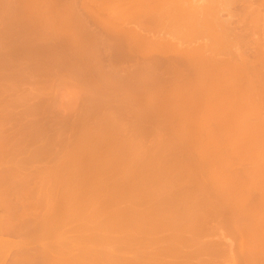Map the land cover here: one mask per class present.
<instances>
[{"label":"rangeland","instance_id":"obj_1","mask_svg":"<svg viewBox=\"0 0 264 264\" xmlns=\"http://www.w3.org/2000/svg\"><path fill=\"white\" fill-rule=\"evenodd\" d=\"M67 1L0 0V150L4 151V155H0V182L2 181L0 217H6L7 220L4 222L6 221L8 225L10 221L14 222L15 226L12 227L20 230V233L15 234L12 227L8 228L9 231L2 227L8 232L0 233L1 242L2 239L8 240L13 248H9L5 242L9 251L4 249V253L3 251L0 253L5 259L1 262L73 264V261L62 263L64 261L60 255L67 249L61 253L57 248L60 246L65 248L68 243L71 246L68 250L73 256L76 252L74 250H78L75 257L82 260L79 264L128 263L137 255L150 260L149 264H230L231 258L237 257L239 259H235L239 260L238 262L242 259L244 261V257L249 253L258 258L252 259L254 264H264V207H261L264 205V166L262 164L259 166L261 162L257 163L256 159L254 160L264 151V143L263 146L257 144L258 148L254 141L260 136L256 125L260 126L259 120L263 115H260V118L257 115L262 110L264 112V103L262 104L264 96L259 93V97L255 91L253 93L259 97L258 99L263 97L260 99L262 106L258 107L259 104L256 106L260 110L258 112L254 106L255 109L251 106L246 107L243 101L241 103L244 105L242 107H245L244 111L240 105L241 109H237L233 104L238 113L240 112L238 110L242 111L241 118L245 115L242 121L238 120V116L235 117L238 113L230 114L234 112L233 109V112H229L230 115L226 110L224 111L227 113L222 114L223 110L220 111L219 106L216 108L218 103L215 104L216 107L211 104L214 99L209 100L207 97L210 96H206L205 100H209L207 104L211 101L210 105L217 111L216 113L214 109H210L213 112L212 116L206 112V109L209 110V104L203 101L202 104H206L208 108L202 105L201 98L199 100L196 96L193 99L191 95L184 96L185 99L181 101L177 98V103L172 95L165 94L172 87L164 83L156 84L157 80H153V77L155 78L153 71V77L150 76L152 73L150 71H146L147 73L142 71L143 74L137 72L135 64L140 61L141 55H135L134 62L125 58L119 40L112 36L117 33L118 27L115 26L116 29L111 27L115 32L111 28L108 29L105 22L100 21L110 35L94 36L101 34L102 31L99 30L97 33V30L104 26L98 25L100 22L97 21L100 18L96 20L95 12L88 16L90 12L88 9L94 8L90 0L91 4L86 3L87 5L83 1L81 4V0H75L76 2L70 0L68 3ZM99 1L101 3V0ZM106 1L115 6L110 0H103L101 6L105 5ZM214 1L217 6L226 3L223 0H190V4L193 8H204ZM70 2L76 7L75 13L70 11L71 4L69 8L67 7ZM97 3L94 5L97 6ZM244 4L235 2L232 6L231 11L236 20L244 14L242 10V6L246 5ZM64 6L69 12L62 14L64 9L67 11ZM119 7L128 8L120 5ZM116 9L118 11V7ZM77 15L84 19V25L81 23L82 20H76L79 19ZM104 15L101 16L102 20L106 17ZM87 16L90 18L87 19ZM221 17L229 19L231 16L223 12ZM91 18L93 23H90ZM247 35L248 40L254 38L251 33ZM192 43L194 45V42ZM221 50L224 53L225 49ZM135 59H138L137 62ZM224 66L230 67L229 62ZM258 69L261 70V66ZM245 76L248 78L250 74ZM259 80L256 83H259ZM254 85L258 86L253 84L252 87ZM192 87L196 89L197 85L192 84L189 89L192 90ZM245 88L247 92L249 87ZM217 90L218 88L215 89ZM250 90L251 87L248 94H252L253 91ZM229 91L231 90L227 92ZM235 91L228 94L231 96ZM263 91L261 93H264ZM252 95V100H258ZM224 97L223 99L226 98ZM244 97L246 98V95ZM219 98L217 100H220ZM236 100L238 101L235 97V101L232 102ZM247 100L252 102L250 95L247 96ZM190 103L191 106L194 105L193 110L186 108L185 112L184 108L187 107L185 105ZM197 103L200 105H196ZM228 103L230 108H233L229 101ZM174 104L177 106L174 107L179 109L176 117L173 114L172 117L168 110L170 108L172 111ZM164 105L168 112L164 109L162 114L160 110ZM219 117L223 119L220 120ZM262 121L264 122L263 119ZM261 126L264 128V125ZM250 127L252 129H249ZM254 127L258 136L253 130ZM248 139L252 143L248 144ZM261 140L258 143L262 145ZM238 144H241V147L238 148ZM250 144L252 145L247 147ZM235 146L240 149L238 153ZM252 146H256L257 149L254 147L252 149ZM262 155L263 153L260 157ZM262 159L257 158L258 161ZM11 170L17 172L8 174L7 172H12ZM2 171L8 175L5 177ZM24 179L31 182L41 179L43 187L37 188L40 193L33 189L27 191L24 185L28 184V180L26 182ZM20 183H23L22 186ZM39 183L32 186L37 184L39 187ZM117 191L119 193L116 200H112L113 203H105L109 195H115ZM72 193L74 195H71ZM226 198L228 200L224 201ZM229 200L230 202L233 200V204H227ZM243 204L245 205L243 215L238 212L240 218H237V215L233 218L231 214L232 217L228 219L227 215L224 216L230 207L240 208ZM58 206H64V210L60 207L62 210L57 211L60 213L52 212L53 208L59 209ZM92 206L101 211H96L97 214L94 213V217L89 218L88 214H93L94 211ZM224 209L226 210L222 211ZM234 211L237 214L238 210ZM229 212L231 213V208ZM7 216L11 217L10 220ZM4 222L2 223L6 225ZM238 224L243 228L239 230ZM11 230L13 232H10ZM43 231L50 235L39 236L38 234ZM112 234L117 236V239L113 237L112 240L98 241L97 247L88 239L92 238L95 241L97 237ZM81 236L86 238L85 241H82ZM72 237L77 240L79 237L82 238L79 239L81 242L74 239V242L69 243V238L73 241ZM119 238L123 240L120 244ZM243 239L247 240L244 241L245 244L242 242ZM125 244L126 248L117 249L115 255H111L113 259L109 261L104 262L105 259H100L101 251L96 252L95 260L83 257L92 247L102 250L103 247L108 249ZM19 245L21 247H18ZM246 263L247 260L244 264Z\"/></svg>","mask_w":264,"mask_h":264},{"label":"bare ground","instance_id":"obj_2","mask_svg":"<svg viewBox=\"0 0 264 264\" xmlns=\"http://www.w3.org/2000/svg\"><path fill=\"white\" fill-rule=\"evenodd\" d=\"M67 1V0H66ZM70 1V0H69ZM69 1H67V3L69 2ZM75 1V0H74ZM74 1H71L72 3H75ZM80 1V0H79ZM82 1H83V3H87V4H91L92 3V5L94 6V8H92V7H90L89 9H88V6H87V8L86 9H88L90 12H89V15L88 16H91V14H94V12H95V14H94V16H95V18H96V20H98L99 18L101 19H99V21H97V23L98 22H105L104 24H105V26H107V28L109 29V28H111V27H118L119 28V30L117 31V33H115V34H111L112 36H113V38H116L117 40H119V42H120V46L123 48L122 50H123V54L125 55V58L127 57V59H129V61L130 60H132L133 61V58H135V55H141V57L142 58H140V57H138V58H140L139 60V62L138 63H136L135 65H137V72L139 73V72H144L145 71V73H147L146 71H150V72H154V75H153V72L151 73V75L150 76H155V78L153 77V80H157V81H155V83L157 84V83H160L161 85L164 83V84H168L167 86H170V87H172V89L170 90V91H168L167 93L165 92V94H169V95H172L173 97H174V99L176 100V102L178 103V101H181V99H185L184 98V96H192V99L193 98H195V96H196V98L197 99H199L200 100V98H201V104H202V102L204 101V103H206L207 104V101H209V100H211L212 98L214 99V100H212V102H211V104L213 105V106H215V104L217 105V103H218V105H217V109H218V106H219V110L220 111H222L223 110V112H221L222 114L224 113H227L228 112V114H229V112L230 111H232L233 112V110H234V112L233 113H230V114H233V115H235L236 113H238L237 112V109H241V107H242V105L244 104L246 107H255V108H257L256 106H257V104H259V106L258 107H261L262 106V104L264 103V102H262V100H264V99H262V100H260L261 98H263L262 96H264L263 94L264 93H261L263 90H264V84H263V81L264 80H262L263 78H264V73H263V71H264V0H223L224 2H226L225 4H223V5H218L217 6V4L215 3V1L214 2H212V3H210L209 5H207L206 7H204V8H193L192 7V5L190 4V0H113L114 1V3H113V1H111L110 0V2L113 4V5H115V6H112L110 3L108 4V2L106 1L104 4L105 5H102L101 6V3L103 4V0H101V3H100V1L99 0H90V2L91 3H89V0H86V1H88V2H85L84 0H81V4H82ZM99 2V4L100 5H98V3L97 2ZM31 2V1H30ZM57 2V1H56ZM59 2H60V0H59ZM71 2L68 4V8H69V6H70V4H71ZM97 3V6H95L94 4L95 3ZM235 2L237 3H239V2H241V3H245L244 5L245 6H242V10L244 11V14H242V15H240L238 18H237V20L235 19V15L232 13V11H231V9H232V6L235 4ZM25 3V2H24ZM52 3V2H51ZM51 3H49V4H51ZM66 3V2H65ZM66 3V4H67ZM129 4V3H131V4H129V6L127 5L126 6V4ZM234 3V4H233ZM32 4H34V3H32ZM38 4V3H37ZM57 4V3H56ZM86 4V5H87ZM116 4L118 5H120L121 7L123 6V8H124V6L125 7H128V8H126V9H120V7H119V5L118 6H116ZM30 5V4H29ZM35 5V4H34ZM58 5V4H57ZM72 6H74V4H71ZM75 5L77 6V4L75 3ZM85 5V6H86ZM39 6V5H38ZM54 6V5H53ZM70 7V11H73L72 13H75V9H76V7L74 8V7ZM82 6H84V5H82ZM112 6V7H111ZM55 7V6H54ZM54 7H53V9H54ZM67 7H65L64 6V8H66L67 9V11L65 12L64 10H63V8H62V10H63V12L64 13H62V14H65V13H67V12H69V9L67 8ZM81 7V6H80ZM118 7V11H117V8ZM27 8V7H26ZM41 8V7H40ZM47 8V7H46ZM85 8V7H84ZM92 8V9H91ZM25 9V8H24ZM59 9V8H58ZM72 9V10H71ZM79 9H81V8H79ZM93 9H94V11H93ZM121 11H120V10ZM61 10V11H62ZM85 10V9H84ZM51 11V10H50ZM93 11V13H91ZM52 12V11H51ZM102 12V14L104 15V14H106V15H104V16H106V17H104L105 19L104 20H102L103 19V17H101V16H103L102 14L100 15V13ZM223 12H227V13H229L230 14V18L229 19H222V17H221V14L223 13ZM53 13H54V11H53ZM52 13V14H53ZM78 13V12H77ZM86 13H88V12H86ZM57 14V13H56ZM61 14V15H62ZM83 14V13H82ZM98 14H99V16H98ZM57 15H59V14H57ZM69 15V14H68ZM73 15V14H72ZM75 15V14H74ZM87 15V14H86ZM96 15L98 16V17H96ZM213 15H215V17H213ZM25 16V15H24ZM48 16V15H47ZM54 16H56L55 14H54ZM64 16V15H63ZM87 16V19L88 18H90V17H88ZM93 16V15H92ZM26 17V16H25ZM77 17H79V19H76V20H82L81 21V23L83 24L84 22H83V20L84 19H80V15L78 16L77 15ZM50 18V17H49ZM67 18V17H66ZM65 18V19H66ZM74 18H76V17H74ZM94 18V17H93ZM94 18V19H95ZM98 18V19H97ZM32 19V18H31ZM58 19V18H57ZM86 19V20H87ZM234 19L237 21H235L234 22ZM92 20V18L90 19V21ZM96 20H93V21H96ZM89 21V22H90ZM64 22H65V20H64ZM101 22L100 23H98V25H103L104 26V24H101ZM80 23V22H79ZM90 23H93L92 21L90 22ZM96 23V22H95ZM63 23H61V25H62ZM77 24V23H76ZM119 24H120V26H119ZM63 25H65V24H63ZM79 25V24H78ZM84 25V24H83ZM90 25V24H89ZM88 25V26H89ZM97 25V26H98ZM86 26V25H85ZM102 27L101 26V28H99L98 30H97V33L99 32V30L100 31H102L101 32V34L99 33V34H96V35H94L95 37L96 36H98V35H103L104 34V36L105 37H107V35H110V33H108L107 32V29H106V27ZM76 27V26H75ZM81 27V26H80ZM84 27V26H83ZM89 27H91V26H89ZM116 27H115V29H116ZM61 28H62V26H61ZM103 28H105L106 30H103ZM117 28V29H118ZM68 29V28H67ZM102 29V30H101ZM112 30H114L113 28H111ZM83 31H84V29H83ZM89 31V30H88ZM115 31V30H114ZM116 32V31H115ZM86 33V32H85ZM96 33V32H95ZM253 34V36H254V38L253 39H246L247 38V34ZM84 34V33H83ZM94 34V33H93ZM247 35V36H246ZM104 36H102V37H104ZM113 38H111V39H113ZM48 39V38H47ZM91 39V38H90ZM94 39V38H93ZM93 39H92V41H93ZM98 39V38H97ZM110 40V39H109ZM76 41V40H75ZM90 41V40H89ZM113 41V40H112ZM96 42V41H95ZM192 42H194V45H193V43ZM93 43V42H92ZM192 43V44H191ZM195 43H197V44H195ZM97 44V43H96ZM95 44V45H96ZM99 45V44H98ZM98 47V46H97ZM108 48V47H107ZM112 48V47H111ZM113 50H114V48H112ZM215 49V50H214ZM221 49H227L226 51L225 50H223L224 51V53L222 52V50ZM116 50V49H115ZM217 50H219V51H217ZM221 50V51H220ZM215 51V52H214ZM114 52H116V51H114ZM120 52V51H119ZM221 52V53H220ZM118 53V52H117ZM121 53V52H120ZM115 55H116V53H115ZM120 56H122V55H120ZM122 58V57H121ZM124 58V57H123ZM130 58H132V59H130ZM114 59V58H113ZM126 59V60H127ZM138 60V59H137ZM137 60L135 59V62H137ZM111 61V60H110ZM128 61V62H129ZM126 62V61H125ZM134 62V61H133ZM227 62H229V64H230V67H225L224 65H225V63H227ZM102 64V63H101ZM113 64V63H112ZM131 64H134V63H131ZM258 64H261L260 66H261V70L260 69H258L260 66L258 65ZM262 65H263V68H262ZM257 66V67H256ZM225 67V68H224ZM135 69V68H134ZM256 69V70H255ZM132 70V69H131ZM249 71H252V72H249ZM134 72H136V71H134ZM143 72L141 73V74H143ZM247 72V73H246ZM129 73H130V71H129ZM137 73V74H138ZM242 73V74H241ZM244 73H246V74H244ZM251 73H253L252 75H251ZM140 74V73H139ZM148 74H150V73H148ZM241 74V75H240ZM249 74H250V76L252 77V79H250V76H249ZM240 76V77H236V76ZM244 75V76H243ZM245 75H248L249 77L247 78V76H245ZM253 75H255V76H253ZM149 76V77H150ZM233 76V77H232ZM235 76V77H234ZM241 76H243V78H247V80H245V79H243V78H241ZM255 77V78H254ZM151 79V78H150ZM241 79H243V80H241ZM253 79H254V82H252L253 81ZM256 79V80H255ZM262 80L261 82H260V80ZM149 80V79H148ZM152 80V79H151ZM249 80H251V81H249ZM257 80H259V83H256V82H258ZM242 81H243V83H242ZM147 82H149V81H147ZM151 82V81H150ZM153 82V81H152ZM252 84L251 86L248 84ZM154 83V84H155ZM147 84V83H146ZM149 84V83H148ZM147 84V85H148ZM154 84H152L153 86H154ZM159 84V85H160ZM192 84H195V85H197V88L196 89H194V87H192L193 89L191 90V89H189L190 88V86L192 85ZM253 84H256V85H258V86H255L254 85V87H252L253 86ZM261 84H263V87H262V85ZM150 85V84H149ZM159 85H157V86H159ZM247 86V87H249V88H247V92H249L248 91V89H250V87H251V89L252 90H250L251 92H252V94L254 93V91H255V94L256 95H258L259 97H260V95H262L261 96V98L260 99H258L259 97L258 96H256L255 94H248L247 92H246V88H245V86ZM249 85V86H248ZM156 86V85H155ZM152 87V86H151ZM160 87V86H159ZM244 87V88H243ZM256 87H257V89H256ZM163 88V87H162ZM165 88H167V87H165ZM218 88V90L217 91H215V89H217ZM221 88H225L224 90H222ZM158 89V88H157ZM170 89V88H169ZM173 89H176V90H174L173 91ZM211 89V91L209 92V90ZM214 89V90H213ZM232 89H235V90H237V91H235V90H232ZM155 90V89H154ZM153 90V91H154ZM194 90V91H193ZM222 90V91H221ZM228 90H231V91H229V92H227ZM140 91V90H139ZM158 91V90H157ZM162 92H163V90H161ZM207 91V92H206ZM215 91V92H214ZM226 91V92H225ZM232 91H235V92H233V94L231 93V96H230V94H228V93H230V92H232ZM204 92H206L205 94H204ZM214 92V94H212V93ZM221 94H220V93ZM237 92V93H236ZM238 92L241 94H238ZM264 92V91H263ZM142 93V92H141ZM159 93H160V90H159ZM158 93V94H159ZM216 93V94H215ZM225 93V94H224ZM244 93H245V95H246V98L244 97L245 95H244ZM259 93H260V95H259ZM150 94H152V93H150ZM155 94V93H154ZM153 94V95H154ZM157 94V93H156ZM164 94V93H163ZM162 94V95H163ZM164 94V95H165ZM212 96H211V95ZM238 94V95H237ZM160 95V94H159ZM162 95H161V97H162ZM203 95H204V97H203ZM213 95H215V97H213ZM228 95H229V97H228ZM237 95V96H236ZM240 95V96H239ZM242 95H243V99H242ZM248 95H250V99H251V101L252 102H250L249 100H247L248 101V103L246 104V99H247V96ZM251 95L252 96H256L257 97V99L258 100H256V99H253L252 100V98L253 97H251ZM140 96V95H139ZM138 96V97H139ZM145 96V95H144ZM148 96V95H147ZM194 96V97H193ZM206 96H210V97H207L209 100H205V99H207V98H205ZM218 96V97H217ZM225 98V99H223V97ZM234 96V97H233ZM158 97V96H157ZM164 97V96H163ZM204 99H203V98ZM220 97V98H219ZM230 97L232 98V99H230ZM235 97H236V99H238V101L236 100V102H232V101H235ZM238 97V98H237ZM241 97V98H240ZM149 98V97H148ZM177 98H180V100H178L177 101ZM217 98H219L220 100H217ZM160 99V98H159ZM163 99V98H162ZM166 99V98H165ZM172 99V98H171ZM191 99V98H190ZM248 99H249V97H248ZM155 100V99H154ZM170 100V99H169ZM173 100V99H172ZM188 98H187V102H188ZM215 100H216V103H215ZM224 100V101H223ZM146 101V100H145ZM166 101V100H165ZM167 101H168V99H167ZM185 101V100H184ZM206 101V102H205ZM223 101V102H222ZM227 101V102H226ZM228 101L230 102V105H231V107H233V104L237 107V109L235 108V107H233V108H230V106H229V103H228ZM243 101V102H242ZM138 102V101H137ZM158 102V101H157ZM160 102V101H159ZM171 102V101H170ZM169 102V103H170ZM210 102L208 103L209 104V110L210 109H214V107L212 108V105H210ZM221 102V103H220ZM227 104H226V103ZM243 104H242V103ZM262 102V104H260ZM174 103V102H173ZM191 103H192V101H191ZM191 103H190V105H185V106H187V107H183L182 106V104H181V106H182V108H184L185 110H186V108L187 109H190V111H191V108L193 107L194 108V105L193 106H191ZM199 103V102H198ZM196 104V105H200V104ZM225 103V105L226 106H224L223 104ZM236 103V104H235ZM240 103V104H239ZM249 103H251V104H249ZM164 104V103H163ZM168 104V103H167ZM171 104V103H170ZM206 104H202V105H204V106H206ZM207 104V105H208ZM255 104V105H254ZM161 105V104H160ZM169 105V104H168ZM195 105V106H196ZM241 107H240V106ZM243 105V106H244ZM174 106H176V104H174L173 105V108H171V110L172 111H170V108H168V110H169V113H170V115L172 116V114H173V116H175L176 117V115H177V112H178V108H176V107H174ZM179 106V105H178ZM188 106H191V107H189L188 108ZM222 106H224V108H222ZM227 106H228V108H227ZM239 106V107H238ZM161 107V106H160ZM199 107V106H198ZM207 107V106H206ZM226 107V108H225ZM253 107V108H254ZM166 107H165V105H164V108H162V110H160L161 111V113L163 112V110L165 109ZM177 109V110H175V109ZM193 108H192V110H193ZM208 108V107H207ZM216 108L213 110L214 112H216L217 113V111H215L216 110ZM245 108V107H244ZM243 107H242V109L241 110H243L244 109ZM254 108V109H255ZM159 109V108H158ZM183 109V110H184ZM201 109H203V108H201ZM228 109V110H227ZM233 109V110H232ZM236 109V110H235ZM258 109V108H257ZM257 109H255V111L256 112H258V111H260L259 109L257 110ZM261 109V108H260ZM166 110V112H168V110L167 109H165ZM164 110V111H165ZM195 110V109H194ZM207 111V113L209 114V115H213V112H212V110H208V109H206ZM224 110H226V111H224ZM241 110H238V111H240L239 113H238V115H235V117L236 116H238L237 118H238V120L240 121H242L243 119V117L245 116H243L242 118H241ZM157 111H159V110H157ZM174 111H175V113H174ZM189 111V112H190ZM209 111V112H208ZM244 111V110H243ZM254 111V112H255ZM185 112H187V110L185 111ZM212 112V113H211ZM263 112V110L261 111V112H259V113H256V115L257 114H259V115H257L258 116V118H260V115H263L262 116V118H260L261 120H259L258 118H257V120H259L258 121V123H260V126L258 125H256V127H257V131L258 132H260L259 134H260V136L262 137H260L259 136V138H257V141L256 140H254L256 143H255V145L257 146V144H260L259 146H263V143H264V128L261 126V125H264V122L262 121V119L264 120V112ZM160 113V112H159ZM164 113V112H163ZM162 113V114H163ZM169 113H167L168 115H169ZM196 113V112H195ZM211 113V114H210ZM262 113V114H261ZM157 114H158V112H157ZM167 114H164V116L166 115V117L168 116ZM185 114V113H184ZM227 114V115H228ZM229 114V115H230ZM243 114V113H242ZM251 114H253V113H251ZM159 115V114H158ZM170 115H169V117H170ZM180 115V114H179ZM178 115V116H179ZM195 115V114H194ZM205 115V114H204ZM214 115H215V113H214ZM233 115H232V117H233ZM248 115V114H247ZM156 116V115H155ZM163 116V117H164ZM172 116V117H173ZM196 116V115H195ZM199 116V115H198ZM240 116V117H239ZM257 116H255V117H257ZM191 117H192V115H191ZM205 117V116H204ZM217 117V116H216ZM231 117V116H230ZM158 118V117H157ZM171 118V117H170ZM194 118V117H193ZM201 118H202V115H201ZM220 118V117H219ZM245 118V117H244ZM197 119V118H196ZM206 119V118H205ZM223 119V118H222ZM221 118H220V120H222ZM230 119V118H229ZM228 119V120H229ZM250 119V118H249ZM211 120V119H210ZM209 120V121H210ZM252 120V119H251ZM195 121V120H194ZM200 121H202V120H200ZM204 121V120H203ZM230 121V120H229ZM234 121V120H233ZM247 121V120H246ZM255 121V120H254ZM224 122H225V120H224ZM226 122L229 124V122L226 120ZM236 122H237V120H236ZM250 124H252V123H250ZM233 125H234V123H233ZM244 125H246V124H244ZM239 126V125H238ZM243 126V125H242ZM249 126H251V125H249ZM253 126V125H252ZM205 127V126H204ZM219 127V125H217V128ZM240 127V126H239ZM256 127H254L253 128V130L256 132ZM176 128V127H175ZM192 128V127H191ZM194 128V127H193ZM234 128V127H233ZM174 129V128H173ZM220 129V128H219ZM241 129V128H240ZM249 129H252L251 127L249 128ZM263 129V130H262ZM210 130V129H209ZM221 130V129H220ZM235 131V130H234ZM241 131V130H240ZM244 131H245V129H244ZM252 131V130H251ZM253 131V132H254ZM261 131H262V133H261ZM242 132V131H241ZM240 132V133H241ZM206 133V132H205ZM210 133V132H209ZM220 133V132H219ZM213 134H214V132H213ZM218 133H216V136H218L217 135ZM228 134V133H227ZM254 134V133H253ZM256 134H257V132H256ZM256 134L254 135V136H256ZM259 134H257V136L259 135ZM225 135V137H226V134H224ZM223 135V136H224ZM245 136H247V135H245ZM253 136V137H254ZM238 137V136H237ZM243 136H241V138H242ZM252 137V136H251ZM207 138V137H206ZM209 138V137H208ZM220 138V137H219ZM247 138V137H246ZM262 140H261V139ZM230 139V138H229ZM245 139V138H244ZM244 139H243V141H244ZM251 140H252V138H250ZM250 139H248V141L250 140ZM254 139H255V137H254ZM259 139V140H258ZM190 140V139H189ZM206 140V139H205ZM210 140V139H209ZM261 140V142H262V145H261V143L259 142L258 143V141H260ZM180 141H182V140H180ZM242 141V140H241ZM189 142V141H188ZM187 142V143H188ZM203 142V141H202ZM201 142V143H202ZM246 142V141H245ZM244 142V143H245ZM252 142H253V140H252ZM251 141H249V142H247L248 144L249 143H252ZM184 143V142H183ZM205 143V142H204ZM204 143H203V145H204ZM211 143V142H210ZM190 144V143H189ZM213 144V143H212ZM237 144V143H236ZM241 144H243L242 142H241ZM240 144V145H241ZM246 144V143H245ZM161 145V144H160ZM195 145V144H194ZM235 145V144H234ZM239 145V144H238ZM238 146V148L239 147H241V146ZM252 144H250V145H247V147L248 146H251ZM253 145H254V143H253ZM4 146V145H3ZM19 146V145H18ZM211 146V145H210ZM244 147L246 146V145H243ZM256 146L254 147V146H252V149H253V147L254 148H256ZM259 146H257L258 148H259ZM161 147V146H160ZM181 147V146H180ZM202 147V146H201ZM206 148H207V146H205ZM236 148H237V146H235ZM243 147V148H244ZM246 147V148H247ZM179 148V147H178ZM200 148V147H199ZM237 148V153L239 152V150L240 149H238ZM245 149V148H244ZM257 149V148H256ZM160 150V149H159ZM163 150V149H162ZM169 150V149H168ZM167 150V151H168ZM248 150H250V149H248ZM264 150V149H263ZM173 151V150H172ZM235 151V150H234ZM234 151H232V152H234ZM1 152H3V153H1ZM175 152V151H174ZM177 152V151H176ZM175 152V153H176ZM179 152V151H178ZM261 153H263V155H264V151H262ZM261 153L259 154V157H256V156H258V155H256L255 157L256 158H254V160H255V162H257V163H260L259 164V166L262 164L263 166H264V159H262V157H263V155L260 157V155H261ZM4 155V151L2 150H0V155ZM5 154H6V152H5ZM233 154V153H232ZM235 154V153H234ZM244 154V153H243ZM2 155V156H3ZM9 156H10V154H9ZM2 158H4V157H2ZM245 158V157H244ZM257 158H260V159H262V161L261 160H257ZM184 159V158H183ZM243 159V158H242ZM228 163V162H227ZM257 163H254V164H256V165H258ZM253 164V165H254ZM231 165V164H230ZM230 165H229V167H230ZM234 165V164H233ZM252 165V166H253ZM256 165H254V167L256 166ZM233 168V167H232ZM264 168V167H263ZM257 169V168H256ZM262 169V168H261ZM261 169H259V170H261ZM19 170V169H18ZM253 170V169H252ZM8 171H10L9 169H8ZM12 172H7L8 174L9 173H15V172H17V170H15V171H13V170H11ZM256 171V170H255ZM3 172V171H2ZM4 173V172H3ZM5 174V177H6V175H8V174H6V173H4ZM40 174V173H39ZM12 175V174H11ZM38 175V174H37ZM3 177V179H4V175L2 176ZM40 178V177H39ZM2 179V180H3ZM35 179H38V178H35ZM28 180V179H27ZM27 180H25L24 179V181H26L27 182ZM41 180V179H40ZM29 181L28 180V184L27 183H25L24 181V183H25V188L27 189V191H32V189L33 190H36V191H40V190H38L40 187H43L42 186V182L41 181ZM195 180V179H194ZM191 181H193V180H191ZM2 182V181H1ZM0 182V183H1ZM39 183L40 184V186L38 187L37 186V184H36V186H32V185H34L35 183ZM32 183H34V184H32ZM21 184H23V183H20V185ZM26 184L28 185V186H26ZM45 184V183H44ZM47 184V183H46ZM192 184V183H191ZM1 185V184H0ZM7 186V185H6ZM6 186H5V188H6ZM19 186V185H18ZM17 186V187H18ZM22 186V185H21ZM23 186V187H24ZM32 187V188H31ZM48 187V186H47ZM15 188V187H14ZM34 188H36V189H34ZM38 188V189H37ZM29 189V190H28ZM31 189V190H30ZM44 189V188H43ZM210 189V188H209ZM5 190V189H4ZM22 190V189H21ZM211 190V189H210ZM8 191V190H7ZM19 191V190H18ZM23 191V190H22ZM119 191V190H118ZM115 192V195L113 194L112 196H110L109 195V197L107 198V200H105L106 202L105 203H107V202H109V203H113V201H115L116 199V195L119 193V192ZM190 191H191V189H190ZM262 191V190H261ZM37 192V193H38ZM208 192V191H207ZM206 192V193H207ZM7 193V192H6ZM20 193V192H19ZM40 193V192H39ZM42 193V192H41ZM215 193V192H214ZM213 193V194H214ZM2 194V193H1ZM8 194V193H7ZM191 194V193H190ZM211 194V193H210ZM9 195V194H8ZM71 195H74L73 193L71 194ZM208 195H209V193H208ZM7 196V195H6ZM114 196V197H113ZM191 195H189V197H190ZM213 196V195H212ZM226 196H228V195H226ZM234 196V195H233ZM262 196V195H261ZM37 197H38V195H37ZM111 197H113V199H110ZM208 197H210V196H208ZM215 197V196H214ZM5 198V197H4ZM12 198V197H11ZM14 198V197H13ZM16 198V197H15ZM63 198H65V197H63ZM187 198V197H186ZM220 198H222V196L220 197ZM231 198V197H230ZM19 199V198H18ZM23 199V198H22ZM25 199V198H24ZM29 199V198H28ZM213 199V198H212ZM217 199H218V197H217ZM234 199V198H233ZM248 199V198H247ZM264 199V198H263ZM262 199V200H263ZM37 200V199H36ZM110 200V201H109ZM113 200V201H112ZM222 200V199H221ZM228 199L226 198V199H224V201H227ZM8 201V200H7ZM236 201V200H235ZM1 202H3V201H1ZM218 202V201H217ZM223 202V201H222ZM237 203V202H236ZM240 203V202H239ZM238 203V204H239ZM212 204V203H211ZM227 204H233V200H231V202H230V200H229V203H227ZM2 205V204H1ZM214 205H215V203H214ZM211 206V205H210ZM244 204L243 205H241V207L240 206H237V207H240V208H236V207H234V206H232V207H230L231 208V213L229 212V210H230V208H229V210L227 211V213L226 214H224V216H226L227 217V219L228 218H231L232 216H233V218H235V216L237 215V218L239 217L240 218V215L239 214H241V215H243L242 214V212H243V209H244ZM56 207V206H55ZM59 207V206H58ZM61 207V206H60ZM59 207V209L58 208H56V209H54L53 208V211L52 212H54V213H60V212H57V211H61L62 209H63V207H61L60 208ZM93 207V206H92ZM212 207V206H211ZM262 208L264 207V205L263 206H261ZM8 208V207H7ZM95 207H93L92 208V211H93V214L91 215V214H88L89 215V218L92 216V218L94 217V213L95 214H97L96 213V211L97 212H100L101 210H98L97 208V210L96 209H94ZM246 208V207H245ZM22 209V208H21ZM61 209V210H60ZM214 209V208H213ZM13 210V209H12ZM64 210V209H63ZM206 210H208V209H206ZM226 209H224V210H222V211H225ZM232 210H233V212H232ZM234 210H238V211H236L237 212V214H235V211ZM261 210V209H260ZM209 211V210H208ZM213 212V211H212ZM238 212H241V213H239L238 214ZM263 212H264V210H263ZM22 213V212H21ZM20 213V214H21ZM205 213H208V212H205ZM229 213V214H228ZM19 214V213H18ZM23 214V213H22ZM232 216H231V215ZM17 215V214H16ZM27 215V214H26ZM56 215V214H55ZM88 215L86 216V217H88ZM220 215V214H219ZM11 216V215H10ZM15 216V215H14ZM19 216V215H18ZM22 216H24L25 217V215L23 214ZM207 216V215H206ZM222 216V215H221ZM220 216V217H221ZM231 216V217H230ZM8 217V216H7ZM9 218V217H8ZM11 218V217H10ZM10 218H9V220H10ZM49 218H51V217H49ZM218 218V217H217ZM1 219H3L2 221H1ZM7 220V218L5 217H3V218H1L0 217V233H2L4 230H3V228L5 229V228H7V230L9 231V229H10V227H12V225H14V222H11L10 221V225H8V223H6V221L4 222V220ZM255 219V218H254ZM263 218H261V220H262ZM256 220H252V222H255ZM2 222H4V223H6V225L5 224H3ZM7 222H9V221H7ZM264 222V221H263ZM11 223H13V224H11ZM260 223V222H259ZM262 223V222H261ZM242 224V223H241ZM241 224L239 225L238 224V226L237 227H240V228H238L239 230L241 229ZM2 225H4V226H2ZM6 226H8V227H6ZM15 226V225H14ZM14 226L12 227V230L14 231H10V232H13V233H17V232H19L20 230H19V228H18V231L16 230V228H14ZM3 227V228H2ZM19 227V226H18ZM9 228V229H8ZM222 228V227H221ZM243 228V227H242ZM237 229V230H238ZM7 230H5L4 232H8ZM16 231V232H15ZM20 233V232H19ZM39 236H44V237H46V236H49L50 234H48V232H40L39 234H38ZM114 234H112V235H109V236H106V235H102L101 237H97L96 238V240L94 241V239H90V238H88L91 242H94L95 244H93V245H95L94 247H97L96 245H99V242L98 241H104V240H112V239H114L113 237H116V239H117V236H113ZM257 235V234H256ZM261 235V234H260ZM111 236V237H110ZM254 236V235H253ZM252 236V237H253ZM77 237V236H76ZM81 237H83V236H81ZM251 237V239H253ZM255 237V236H254ZM258 237L259 238H261L260 236H259V234H258ZM257 237V238H258ZM73 238V237H72ZM78 238V237H77ZM77 238H73V241H72V239H70L69 238V243H70V241L71 242H74V239L75 240H77ZM248 238V237H247ZM79 239H82V238H80L79 237ZM78 239V240H79ZM83 239H84V237H83ZM82 239V241H85V239L83 240ZM87 239V241L88 242H90L89 240ZM249 239H250V236H249ZM4 239H2V242H1V239H0V248H1V250H0V253L3 251V253H4V249L5 250H8V245H9V248L10 247H12L13 248V246L11 245L10 246V244L8 243V240L7 241H3ZM77 240V241H78ZM254 240V239H253ZM80 242H81V240H79ZM123 240L122 239H118V243L120 244L121 242H122ZM247 242V240H245V239H243V243L245 244V242ZM5 242H6V244H8L7 245V247H6V244H5ZM244 244H242V245H244ZM16 245V244H15ZM22 246L23 245H25V244H21ZM21 245H19L18 247H21ZM66 245L67 246H69V244L68 243H66ZM65 245V248H64V246H60V248L59 247H57L58 249H59V252H63L65 249H67V251L65 252H63L62 254L63 255H60V256H62V260L64 261V262H62V263H67V262H69V263H71L72 261V263L74 264H79L80 263V261H82L80 258H76L75 256L77 255V251L78 250H74V251H76L75 252V254H74V256H73V253L71 252V251H69L70 250V248H71V246H69V247H67ZM237 245V244H236ZM26 246V245H25ZM92 246V245H91ZM103 246H105V245H103ZM245 246V245H244ZM3 247V248H2ZM5 247V248H4ZM67 247V248H66ZM73 247H75V246H73ZM94 247H92L91 249H90V251H86L85 253H86V256H83L85 259L87 258L88 260H89V258H90V260H95L96 259V252H98V251H101L100 252V259L102 258V260H104V262L105 261H109V260H111V259H113L112 257H111V255H115V251L117 250V249H125L126 248V244L125 245H121V246H116L115 248H113V247H110V248H108L107 249V247H103V249L102 250H100V249H98V248H95V249H93ZM100 247V246H99ZM234 247V246H233ZM17 248V247H16ZM15 248V249H16ZM68 248H69V250H68ZM78 248V247H77ZM90 247H88V249H89ZM3 249V250H2ZM21 249V248H20ZM57 249V250H58ZM76 249V248H75ZM87 249V250H88ZM223 249V248H222ZM228 249H230V247L228 246ZM232 249V248H231ZM22 250V249H21ZM62 250V251H61ZM226 250H227V248H226ZM258 250V249H257ZM9 251V250H8ZM7 251V252H8ZM69 251V252H68ZM73 251V252H74ZM224 251V250H223ZM229 251V250H228ZM249 251H253V250H249ZM255 251V250H254ZM71 252V253H70ZM216 252V251H215ZM219 252H221V251H219ZM225 252V251H224ZM260 252H263V251H260ZM44 253V252H43ZM60 253V254H61ZM217 253V252H216ZM257 253V252H256ZM264 253V252H263ZM262 253V254H263ZM2 254V253H1ZM83 254H84V252H83ZM214 252H213V256H214ZM222 254V253H221ZM248 254V253H247ZM250 254V256H254V254H252V253H249ZM248 254V255H249ZM252 254V255H251ZM248 255H246L245 257L247 258L248 257V259H246L245 257H244V261H240V262H238L237 261V259H239V258H237V257H235V258H237V259H235V258H231V261H230V264H239V263H241V262H244L245 263V261L247 260V263L248 264H250L251 262H252V264H254L253 263V260H256V258L257 257H250V256H248ZM4 256V255H3ZM3 256H0V262H1V260L2 261H4L5 259H3L4 257ZM92 256V257H91ZM217 256H218V253H217ZM222 256H223V254H222ZM219 257V256H218ZM251 259H250V258ZM259 257V256H258ZM84 258H83V260H84ZM80 259V260H79ZM253 259V260H252ZM258 259V258H257ZM77 260H79L78 262H77ZM250 260H252V261H250ZM260 260V259H259ZM259 260H257V262L259 261ZM264 260V259H263ZM149 261L150 260H148V259H144L143 257H141L140 255H137V256H135L134 258H132V260H130L128 263H124V262H119L118 264H149ZM237 261V262H236ZM60 262V263H61ZM256 262V261H255ZM263 262V261H262ZM261 262V263H262ZM2 263V262H1ZM243 263V264H244ZM246 263V264H247ZM259 263V262H258ZM3 264V263H2ZM104 264V263H103Z\"/></svg>","mask_w":264,"mask_h":264}]
</instances>
